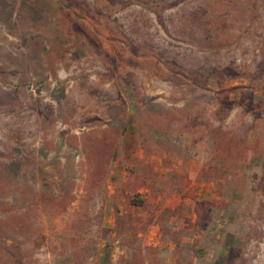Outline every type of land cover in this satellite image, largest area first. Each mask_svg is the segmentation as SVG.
I'll use <instances>...</instances> for the list:
<instances>
[{
    "label": "rangeland",
    "instance_id": "obj_1",
    "mask_svg": "<svg viewBox=\"0 0 264 264\" xmlns=\"http://www.w3.org/2000/svg\"><path fill=\"white\" fill-rule=\"evenodd\" d=\"M0 264H264V0H0Z\"/></svg>",
    "mask_w": 264,
    "mask_h": 264
},
{
    "label": "crops",
    "instance_id": "obj_2",
    "mask_svg": "<svg viewBox=\"0 0 264 264\" xmlns=\"http://www.w3.org/2000/svg\"><path fill=\"white\" fill-rule=\"evenodd\" d=\"M185 190L186 189L184 188V190L182 192V198H183V200H184V198H193V196L191 194H189V193H186Z\"/></svg>",
    "mask_w": 264,
    "mask_h": 264
}]
</instances>
